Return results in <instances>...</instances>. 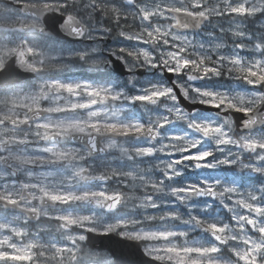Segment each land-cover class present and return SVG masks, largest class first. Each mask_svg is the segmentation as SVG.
<instances>
[{"label": "snow or ice", "instance_id": "snow-or-ice-1", "mask_svg": "<svg viewBox=\"0 0 264 264\" xmlns=\"http://www.w3.org/2000/svg\"><path fill=\"white\" fill-rule=\"evenodd\" d=\"M0 264H264V0H0Z\"/></svg>", "mask_w": 264, "mask_h": 264}]
</instances>
